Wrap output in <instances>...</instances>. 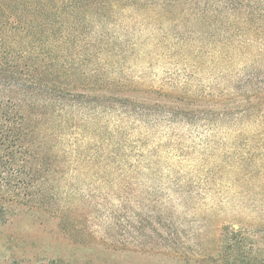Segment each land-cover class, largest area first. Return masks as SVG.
<instances>
[{
	"label": "rangeland",
	"instance_id": "obj_1",
	"mask_svg": "<svg viewBox=\"0 0 264 264\" xmlns=\"http://www.w3.org/2000/svg\"><path fill=\"white\" fill-rule=\"evenodd\" d=\"M165 8H143L138 25L128 11L117 12L118 25L106 30L118 40L105 41L121 44L119 55L93 59L109 82L127 80L116 85L117 96L194 119L76 112L68 118L82 128L69 123L57 141L72 159L68 175L84 188L102 186L100 196L118 211L124 206L134 226L147 217L145 231L159 229L154 241L135 248L79 242L48 212L25 209L0 225V264H264V93L251 88L262 96H249L236 84L250 75L263 84L264 0H183ZM225 87V100H193ZM98 90L80 92L113 96ZM79 155L92 160L78 162ZM168 236L178 239L176 250L165 246Z\"/></svg>",
	"mask_w": 264,
	"mask_h": 264
},
{
	"label": "trees",
	"instance_id": "obj_2",
	"mask_svg": "<svg viewBox=\"0 0 264 264\" xmlns=\"http://www.w3.org/2000/svg\"><path fill=\"white\" fill-rule=\"evenodd\" d=\"M161 2L166 12L183 4V0H0V225L20 211L38 209L57 218L64 233L79 242L135 248L154 241L153 233L159 229L152 224L153 231L146 232L144 222L151 225L147 217L134 226L124 206L118 211L109 198L100 196L102 186L84 188L68 175L72 159L61 154L57 141L65 137L68 125L72 131L82 128L68 118L76 112L86 118L121 110L138 118L194 119L188 121V112L179 108L147 106L117 96L116 85H126L127 80L109 82L104 67L93 59V54L119 55L121 44L105 41L118 40L116 32L106 30L118 25L117 12L128 11L136 25L143 24L144 18L136 14ZM222 44L228 47V41ZM222 79L234 81L230 74ZM262 83L256 86L260 83L250 75L236 84L247 95L260 98ZM97 88L113 96L80 92ZM220 90L219 94L204 90L193 100H225L228 87ZM260 101L264 103V97ZM76 157L78 162L92 160ZM100 178L107 183L106 172ZM162 239L170 251L177 249V238Z\"/></svg>",
	"mask_w": 264,
	"mask_h": 264
}]
</instances>
